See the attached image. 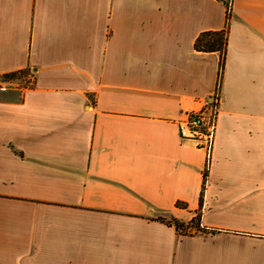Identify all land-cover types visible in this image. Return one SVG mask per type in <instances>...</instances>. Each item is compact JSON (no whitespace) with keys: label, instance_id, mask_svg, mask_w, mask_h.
<instances>
[{"label":"crops","instance_id":"0c3cea01","mask_svg":"<svg viewBox=\"0 0 264 264\" xmlns=\"http://www.w3.org/2000/svg\"><path fill=\"white\" fill-rule=\"evenodd\" d=\"M225 1L0 0V82L34 72L0 86V264H264V0H231L218 89ZM217 91L205 180L177 121Z\"/></svg>","mask_w":264,"mask_h":264},{"label":"built area","instance_id":"2783aa9c","mask_svg":"<svg viewBox=\"0 0 264 264\" xmlns=\"http://www.w3.org/2000/svg\"><path fill=\"white\" fill-rule=\"evenodd\" d=\"M33 83L34 76L32 75L28 86H33ZM9 84L2 80L0 82V86ZM219 88L220 84L218 85ZM221 102L222 97L217 91L214 96L204 100L201 109L187 111L177 121L181 138L194 143L198 149L205 152V171L209 170L215 148Z\"/></svg>","mask_w":264,"mask_h":264},{"label":"trees","instance_id":"16d2710c","mask_svg":"<svg viewBox=\"0 0 264 264\" xmlns=\"http://www.w3.org/2000/svg\"><path fill=\"white\" fill-rule=\"evenodd\" d=\"M227 7V19H226V27L220 31H208L202 33L196 40L195 48L198 51L202 52H219L221 55V63H220V73H219V84L221 85L222 76L225 70V62H226V54H227V46H228V33H229V23L232 17V7L230 0L225 1ZM34 76V72L31 68H26L22 70H18L15 72H11L3 75L1 78L2 81L8 82L10 84H17L24 87H28L30 84V76ZM19 81H24L21 83ZM34 84V83H33ZM208 171L205 172V180L207 177ZM205 190V186L203 191ZM201 216L200 214L197 216V219L188 224L179 222L177 220H170L169 223H173L176 228L183 234H194L199 232H208L209 230L206 227H203L201 224ZM163 221L165 219H162ZM195 229V231H191Z\"/></svg>","mask_w":264,"mask_h":264},{"label":"rangeland","instance_id":"374dc122","mask_svg":"<svg viewBox=\"0 0 264 264\" xmlns=\"http://www.w3.org/2000/svg\"><path fill=\"white\" fill-rule=\"evenodd\" d=\"M230 3H231V0H230ZM19 82L24 83V81H19ZM191 231H195V229H192Z\"/></svg>","mask_w":264,"mask_h":264}]
</instances>
